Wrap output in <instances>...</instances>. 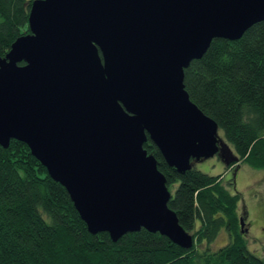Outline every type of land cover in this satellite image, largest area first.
<instances>
[{
    "label": "water",
    "instance_id": "obj_1",
    "mask_svg": "<svg viewBox=\"0 0 264 264\" xmlns=\"http://www.w3.org/2000/svg\"><path fill=\"white\" fill-rule=\"evenodd\" d=\"M262 21L264 0H34L30 33L0 58V146L26 144L90 234L145 229L191 249L144 145L179 173L230 149L185 70Z\"/></svg>",
    "mask_w": 264,
    "mask_h": 264
},
{
    "label": "trees",
    "instance_id": "obj_2",
    "mask_svg": "<svg viewBox=\"0 0 264 264\" xmlns=\"http://www.w3.org/2000/svg\"><path fill=\"white\" fill-rule=\"evenodd\" d=\"M33 1L0 0V58L30 33ZM184 84L237 158L226 172L236 164L264 171V21L238 40L215 39L185 70ZM144 148L167 179L169 208L192 233L191 249L145 229L116 243L108 233L90 234L67 190L26 144L12 140L0 146V264H264L245 238L235 168L227 180L197 169L179 173L150 139ZM223 233L228 243L213 250Z\"/></svg>",
    "mask_w": 264,
    "mask_h": 264
},
{
    "label": "rangeland",
    "instance_id": "obj_3",
    "mask_svg": "<svg viewBox=\"0 0 264 264\" xmlns=\"http://www.w3.org/2000/svg\"><path fill=\"white\" fill-rule=\"evenodd\" d=\"M219 136L222 139L224 138L222 133H219ZM220 148L221 152L215 157L200 161L193 160L192 166L211 176L225 174L226 180L231 177V173L235 168V189L241 195L239 213L244 218L245 238L249 250L264 259V171L255 170L248 165L240 166L236 164L231 171L226 172L227 162H231L233 154L224 144H221ZM223 232L226 231L223 230ZM227 243V234L223 233L214 242L212 249L218 250Z\"/></svg>",
    "mask_w": 264,
    "mask_h": 264
}]
</instances>
